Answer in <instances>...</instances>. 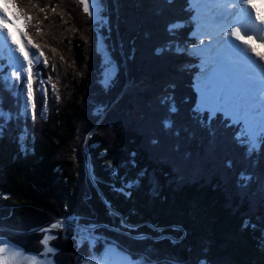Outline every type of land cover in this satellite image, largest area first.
I'll list each match as a JSON object with an SVG mask.
<instances>
[{"label":"trees","instance_id":"trees-1","mask_svg":"<svg viewBox=\"0 0 264 264\" xmlns=\"http://www.w3.org/2000/svg\"><path fill=\"white\" fill-rule=\"evenodd\" d=\"M167 1L103 0L105 22L97 23L77 0H31L47 32L23 0L11 2L23 34L39 46L48 94L44 118L36 103L35 121H13L0 137V237L28 252L40 236L26 233L75 217L97 225L100 239L76 251L55 233V264H82L110 245L152 264H264V145L249 156L238 126L193 112L198 58L175 45L193 47L195 25L186 0ZM177 22L185 28L169 32ZM97 34L115 64L111 87L101 83ZM3 107L16 110L11 92ZM24 129L27 151L18 139ZM135 178L130 196L113 191Z\"/></svg>","mask_w":264,"mask_h":264},{"label":"snow or ice","instance_id":"snow-or-ice-1","mask_svg":"<svg viewBox=\"0 0 264 264\" xmlns=\"http://www.w3.org/2000/svg\"><path fill=\"white\" fill-rule=\"evenodd\" d=\"M11 2L13 0H5V3ZM79 3L83 5V11L94 21L105 22L103 0H79ZM188 4L196 13L192 17L196 22V30L191 36L196 37L199 43L190 48L177 43L175 49L178 53L187 52L200 59L201 71L193 84L197 92L193 112L197 114L198 119L201 118V114L207 113L209 123L219 114L225 121L238 126L236 140L245 148L246 154L251 156L264 145V64L261 63L264 56H260L257 50L252 48V43L257 40L264 43V27H261L264 26V15L255 9L254 0H188ZM3 11L5 10L0 9V12ZM17 11L19 12V8ZM10 23L0 15V56L6 57L7 61L6 64H0V137L13 121L19 123L21 118L26 121L30 108L31 118L35 121V93H39L43 98L40 117L44 118L47 111L48 90L43 86L45 81L41 76L39 57L22 41H17L11 30L5 34L4 29L9 28ZM180 27L182 25L177 22L170 24L168 30L175 33ZM9 40L11 44L16 45L15 48L9 46ZM205 40L210 42L205 43ZM234 41H239V44ZM32 47L39 46L33 44ZM96 51L104 54L101 83L105 87H111L115 77V64L99 34ZM250 52L255 54L256 59L252 58ZM16 53H19L23 60ZM43 63L47 66V58ZM5 68L8 70L4 71ZM34 77L38 79L35 93ZM52 87L55 88V85ZM4 92L12 93L16 103L15 111L3 107ZM169 111H176L174 103L170 105ZM171 126L170 120L164 121V127ZM26 138L27 129H24L18 137L22 141L21 148L24 151H27ZM107 168L111 175H118V170L112 164H108ZM92 179L95 183L94 174ZM138 184L139 178L123 180L119 187L112 185V189L130 196V190ZM100 195L103 198V194ZM104 203L111 214L118 215L113 211L109 201L105 199ZM96 227L97 225L92 223L80 222L75 217H66L38 228L36 231L43 234L40 241L43 248L39 253L26 252L19 245L0 237V264H55L54 258L59 249L50 244V240L58 238L53 232L54 229L61 230L66 239L72 233L79 241L91 243L95 239ZM82 264H151V261L144 257L134 258L110 246L100 258H82ZM165 264L174 262L166 261ZM199 264H206V261L201 260Z\"/></svg>","mask_w":264,"mask_h":264},{"label":"rangeland","instance_id":"rangeland-1","mask_svg":"<svg viewBox=\"0 0 264 264\" xmlns=\"http://www.w3.org/2000/svg\"><path fill=\"white\" fill-rule=\"evenodd\" d=\"M25 1V2H24ZM79 0H77V2H78ZM167 1V0H166ZM169 4H171V5H173V3H174V0L173 1H167ZM263 2H264V0H263ZM30 3H31V0H23V6L25 7V11L27 12L28 10H31V11H29V12H35L36 13V15H34V16H36V18H38L40 21H41V18H40V14L38 13V9H35L33 6H31L30 5ZM9 5H12V4H10V3H5V0H4V3L2 2H0V9H5V8H7V6H9ZM13 5H14V3H13ZM188 8H190L189 6H188ZM27 9V10H26ZM182 9L183 10H187V8H183L182 7ZM181 9V10H182ZM191 12H193V16L196 14L195 13V10L194 9H192L191 8ZM183 12H185L186 13V11H183ZM187 14V13H186ZM88 15V17L92 20V18L89 16V14H87ZM191 15V14H190ZM87 16H86V18L89 20V18H88ZM192 17V16H191ZM192 20V21H191ZM42 22V21H41ZM190 22H192L193 23V19L192 18H190ZM89 23L90 22H88V25H89ZM42 24V27H43V32H47L48 31V27L45 25V24H43V22L41 23ZM17 25V28L14 26V27H12V26H9V28H6V29H4V31H5V34L7 33V31H9V30H11L12 31V33H13V36H14V38L17 40V41H22V43L31 51V52H34V53H36V55L39 57V61H41V58H40V56H39V54L36 52V49L35 48H33L32 47V45L26 40V38H25V36L22 34V31H20V29H19V24H16ZM90 28H91V26H90ZM17 33H19V34H17ZM208 41V40H207ZM205 42V43H208V42ZM210 42V41H209ZM235 43H237V41H234ZM198 43H199V41H198ZM197 43V44H198ZM254 43V48L257 50V52L260 54L261 53V51L259 50V48L262 46V43L259 41V40H257L256 42H253ZM238 44V43H237ZM9 46L10 47H12V48H15L16 47V45H14V44H11V40H9ZM71 50V49H70ZM55 52V51H54ZM71 52V51H70ZM50 54H52L51 52H49ZM56 53V52H55ZM16 55L17 56H20V54L19 53H16ZM251 55V54H250ZM260 56H264V55H262V54H260ZM55 57V56H54ZM252 58L253 59H256V56H255V54H252ZM20 59L21 60H23V57L22 56H20ZM61 61V60H60ZM60 61L58 60V63L60 64ZM7 62V61H6ZM261 63L262 64H264V61H261ZM61 65H62V69H64L65 70V68H66V65L64 64V63H62L61 62ZM66 70H67V68H66ZM201 71V70H200ZM200 73V72H199ZM198 73V74H199ZM66 76H67V74L66 75H62L61 76V79L63 80V79H65L66 78ZM198 76V75H197ZM197 76H196V78H197ZM25 78H26V74H25ZM196 80V79H195ZM36 86H37V82L33 79V89H34V93H35V89H36ZM196 91V90H195ZM197 93V92H196ZM39 93H35V97L38 95ZM36 103L38 104V105H41V104H43V98L42 97H40V98H37L36 100ZM40 101V102H39ZM41 103V104H40ZM30 116H31V114H30V110H29V118H30ZM49 225V224H48ZM47 226V225H46ZM53 232L54 233H59L60 234V232L62 233V235H60V238L62 239V240H64V241H71V242H73V244H74V247H75V249H76V251L78 250L79 251V248H88V249H91L92 247H95L96 245V240H98V239H100L98 236H96V235H94L95 236V239L91 242V243H89L88 241H79L78 240V237L77 236H75V235H72V233H70L69 234V238H64V234H63V232L61 231V230H58V229H54L53 230ZM28 234H30V235H33V234H39V238L40 239H36V240H34L33 239V241H29V243H27V245L29 246V249H27V251L28 252H30V253H39L41 250H42V248H43V245L40 243V241H41V239H42V237H43V234L41 233V232H38V231H36V229L35 230H33L32 232H28V233H26V235H28ZM135 238H142L141 236H138V237H135ZM51 241V240H50ZM54 241V240H53ZM41 246V248H39ZM111 246V245H110ZM109 246V247H110ZM106 248H108V247H104V249L102 250V249H100V251L99 252H97V254H90V256H89V258H91V257H96V258H100V257H102L104 254H105V250H106ZM116 248V247H115ZM117 249V248H116ZM118 251H121L120 249H117ZM88 251V250H87ZM59 252H61V251H58L57 253H59ZM123 252V251H122ZM140 257H144L146 260H148L147 258H146V256L145 255H143V256H140ZM140 257H137V259L138 258H140ZM78 258H79V255H78ZM55 259V258H54ZM79 260V259H78ZM152 264V263H151Z\"/></svg>","mask_w":264,"mask_h":264},{"label":"bare ground","instance_id":"bare-ground-1","mask_svg":"<svg viewBox=\"0 0 264 264\" xmlns=\"http://www.w3.org/2000/svg\"><path fill=\"white\" fill-rule=\"evenodd\" d=\"M254 6L255 9L258 10L261 15H264V2L263 0H254ZM249 11H252L251 9ZM255 16V13L253 12V17Z\"/></svg>","mask_w":264,"mask_h":264},{"label":"built area","instance_id":"built-area-1","mask_svg":"<svg viewBox=\"0 0 264 264\" xmlns=\"http://www.w3.org/2000/svg\"><path fill=\"white\" fill-rule=\"evenodd\" d=\"M72 235H75V234H72ZM76 236V235H75Z\"/></svg>","mask_w":264,"mask_h":264}]
</instances>
